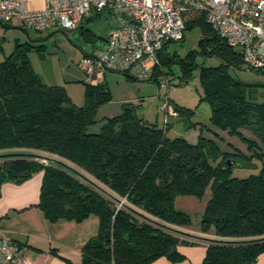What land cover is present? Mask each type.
Instances as JSON below:
<instances>
[{
    "label": "trees",
    "instance_id": "1",
    "mask_svg": "<svg viewBox=\"0 0 264 264\" xmlns=\"http://www.w3.org/2000/svg\"><path fill=\"white\" fill-rule=\"evenodd\" d=\"M99 18L106 16L93 13L85 19ZM194 25L202 30V52L223 59L219 66L199 69L202 98L211 107L209 119L229 133L252 130L259 142L248 139L250 156L221 150L203 135L196 143L168 137L172 118L187 120L192 114L170 97L176 116L162 127L124 103L119 114L103 118L99 129L90 131L98 106L111 97L106 81L98 80L108 69L97 78L85 74L84 103L78 106L62 85L41 81L24 54L18 59L15 51L0 61V185L21 183L41 171L37 205L49 221L81 222L96 216L97 231L81 246L80 264H149L161 256L179 261L184 255L177 246L198 242L206 246L200 264H257L264 253V168L246 177L232 176V168L249 166L251 156L264 158V103L246 100L226 71V66L243 63L240 51L229 46L203 14L188 15L184 31ZM85 29L81 22L75 30L79 34ZM183 39L184 33L178 42ZM168 43L146 79L158 85L165 80L168 86V76L176 77L177 69V83H185L198 66L194 52L185 58L167 56L163 51ZM206 191L209 198L199 234L193 235L196 240L180 237L173 226L188 220L175 209L176 197H202ZM210 227L213 231L207 235Z\"/></svg>",
    "mask_w": 264,
    "mask_h": 264
},
{
    "label": "rangeland",
    "instance_id": "2",
    "mask_svg": "<svg viewBox=\"0 0 264 264\" xmlns=\"http://www.w3.org/2000/svg\"><path fill=\"white\" fill-rule=\"evenodd\" d=\"M14 23H17L15 20ZM83 25L93 31L84 30L77 34L76 30H68L53 27L42 32L28 30L21 24H12L9 27H0V61L5 57L18 52L24 54L32 69L37 73L41 81L47 84L62 85L72 102L76 105L84 103V84L88 81L84 71L79 66L83 53L89 52L94 47L103 43L98 37H106L111 29L112 19L82 20ZM202 30L200 25L190 26L184 31L182 41L169 42L163 53L167 56L176 54L185 58L187 54L194 52V60L197 68L191 71L187 82L178 84L176 77H169L167 94L171 101L177 105L188 107L192 110L189 119L172 118L167 131L168 137L182 136L189 143H196L200 135L213 138L221 150H239L246 155H252L249 148V140L256 142L257 137L250 129H241L239 133H229L227 130L214 126L210 121L211 107L207 100L202 98L203 91L199 81V69L201 67L219 66L223 59L216 53L208 55L202 52L200 38ZM16 55V54H15ZM16 55V57H17ZM226 71L232 81L238 83V90L242 96L251 102L264 103V72L247 68L243 63L238 67L226 66ZM104 79L110 89L111 97L107 102L99 105L96 113V123L89 126L90 131H97L103 118L119 114L124 103L135 106L136 113L148 122L156 123L162 127L165 123L164 111L161 108L162 97L165 89L158 91V84L150 79H129L121 73L107 70ZM97 80V81H98ZM249 166H234L232 176L246 177L255 174L264 168V158L251 156ZM209 198V191L202 197L194 195H179L174 201V207L185 213L188 222L183 226H173L180 237L196 240L194 234H199L200 219L205 203ZM118 205L120 202L117 203ZM90 219H97L90 215L87 231H91ZM94 233L97 231V222L94 223ZM210 235L213 227L209 228Z\"/></svg>",
    "mask_w": 264,
    "mask_h": 264
},
{
    "label": "built area",
    "instance_id": "3",
    "mask_svg": "<svg viewBox=\"0 0 264 264\" xmlns=\"http://www.w3.org/2000/svg\"><path fill=\"white\" fill-rule=\"evenodd\" d=\"M93 13H102L112 22L101 46L80 59L91 78L106 69L151 77L164 44L183 37L185 19L192 13L203 14L216 33L240 51L247 68L264 71V0H44L39 10L27 8L26 0H0V24L17 19L37 32L53 27L75 30ZM160 89H165L161 108L166 122L176 111L165 80L159 83V94ZM0 264L32 263L25 246L1 236Z\"/></svg>",
    "mask_w": 264,
    "mask_h": 264
},
{
    "label": "crops",
    "instance_id": "4",
    "mask_svg": "<svg viewBox=\"0 0 264 264\" xmlns=\"http://www.w3.org/2000/svg\"><path fill=\"white\" fill-rule=\"evenodd\" d=\"M26 6L39 10L44 7V0H26ZM12 24L20 22L13 19L0 27ZM41 180L40 171L21 183L3 182L0 185V237H8L25 246L32 264H80L81 246L93 236L94 223L98 224V221L90 219L93 220L90 232L87 231L90 216L81 222L64 218L49 221L37 205ZM177 249L184 259L171 261L161 256L149 264H200L206 246L198 242L180 244ZM257 264H264V253L258 256Z\"/></svg>",
    "mask_w": 264,
    "mask_h": 264
},
{
    "label": "water",
    "instance_id": "5",
    "mask_svg": "<svg viewBox=\"0 0 264 264\" xmlns=\"http://www.w3.org/2000/svg\"><path fill=\"white\" fill-rule=\"evenodd\" d=\"M262 72H264V71H259V73H262ZM47 160H55V159H52V158H46ZM55 161H57V162H59V163H62V162H60V161H58V160H55ZM63 164V163H62ZM231 164V161H228V165H230Z\"/></svg>",
    "mask_w": 264,
    "mask_h": 264
}]
</instances>
